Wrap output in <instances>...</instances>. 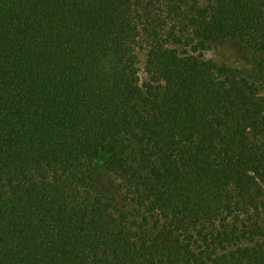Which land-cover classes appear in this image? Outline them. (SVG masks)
Listing matches in <instances>:
<instances>
[{"label": "trees", "instance_id": "1", "mask_svg": "<svg viewBox=\"0 0 264 264\" xmlns=\"http://www.w3.org/2000/svg\"><path fill=\"white\" fill-rule=\"evenodd\" d=\"M0 264H264V0H0Z\"/></svg>", "mask_w": 264, "mask_h": 264}, {"label": "rangeland", "instance_id": "2", "mask_svg": "<svg viewBox=\"0 0 264 264\" xmlns=\"http://www.w3.org/2000/svg\"><path fill=\"white\" fill-rule=\"evenodd\" d=\"M206 58L241 67L245 61V52L234 42H219L214 44L206 53ZM100 183L109 191H114L113 179L110 174H102L100 177Z\"/></svg>", "mask_w": 264, "mask_h": 264}]
</instances>
